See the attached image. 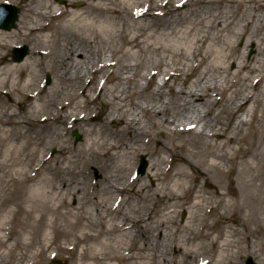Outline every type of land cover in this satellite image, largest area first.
I'll return each mask as SVG.
<instances>
[{
	"label": "bare ground",
	"instance_id": "6f19581e",
	"mask_svg": "<svg viewBox=\"0 0 264 264\" xmlns=\"http://www.w3.org/2000/svg\"><path fill=\"white\" fill-rule=\"evenodd\" d=\"M17 1L23 9L18 27L0 29V98L6 96L10 103L0 115V145L5 144V152H0L2 261L19 250L20 264H43L23 250L40 239L33 229L50 228L52 237L43 238L45 251L36 249L43 257L54 239L64 237L82 248L72 264H151L147 253L158 247L153 233L160 230L167 241L176 235L180 209H189L183 229L191 235L213 223L204 213L214 209L215 202L218 210L232 209V176L251 186L252 178L260 175L256 164L262 145L257 138H264V131L250 134L245 128L258 121L260 108L264 112V0H67L64 6L57 0ZM80 1L83 7L72 6ZM22 43L30 44L32 51L24 61L13 62L8 53ZM250 45L255 55L248 59ZM98 46L104 50L100 61ZM54 51L58 56L53 67L43 71L53 72L58 85L41 90L34 81L38 55L45 60ZM90 73H100L99 80L92 82ZM157 76H162L160 82H155ZM99 100L109 111L101 124H90L88 115ZM23 106L28 108L26 117L15 111ZM240 111L245 113L237 117ZM40 123L53 128L49 141L36 142L27 132H17ZM75 125L84 129L86 138L70 151L68 129ZM154 135L168 140L158 142L153 152L158 157L148 168L155 183L125 184L137 156L148 151L140 143L150 146ZM42 144L45 151L60 147V158L69 164L86 156L103 158L109 167L104 188L130 193L137 199L135 211L114 201L91 220L81 208L84 190L77 188V207L68 204L60 196V189L69 187L66 181L57 187L50 177H37L48 161L38 149ZM170 161L174 168L167 166ZM66 173L73 174L68 166L56 169V174ZM215 176L220 187L214 197L192 183L214 181ZM10 186L19 190L9 195ZM152 203L159 205L158 215L150 210ZM11 204L15 210L9 209ZM227 215L218 214L224 225L239 221ZM235 233L229 226L223 237L209 240L218 248L220 262L231 257ZM127 235H132V248H126ZM176 244L195 260L196 251L183 242ZM122 249L127 254H120ZM130 249L136 254L129 255Z\"/></svg>",
	"mask_w": 264,
	"mask_h": 264
},
{
	"label": "rangeland",
	"instance_id": "374dc122",
	"mask_svg": "<svg viewBox=\"0 0 264 264\" xmlns=\"http://www.w3.org/2000/svg\"><path fill=\"white\" fill-rule=\"evenodd\" d=\"M2 3H10L12 5H15L19 8V20L21 18L23 9L22 6L18 3L17 0H4ZM57 3L61 5H66L68 3L67 0H57ZM75 8H81L84 6V3L82 1L80 2H74L72 4ZM18 20V22H19ZM18 22L15 28L8 30L13 31L16 30L18 27ZM7 31V30H6ZM36 38V37H35ZM79 39L77 38V41ZM30 41V40H29ZM73 43H76V41L73 39ZM245 44V39H241L239 41V45L243 46ZM29 46L30 44H19V46ZM13 49L12 47L8 53L9 58L16 62L13 58ZM97 55L99 56V61L102 59L101 55L104 52L102 49V46L97 47ZM28 54V56L31 53ZM255 55V46L250 45L248 50V59L252 58ZM27 56V57H28ZM40 59V69H35L34 72V81L37 82V87L41 90H48L53 84H57L56 77L53 72L50 70L48 72H44L43 68L47 67L48 69H51L53 67L54 62L58 56V52H52L50 56L42 60L41 55H38ZM26 57V58H27ZM98 58V57H97ZM20 63V62H16ZM232 69L235 68L234 65L231 66ZM51 77V84L47 87H45V82L47 77ZM89 76L93 79L92 82H97L100 77V73L92 74L90 73ZM162 76H157L154 80L155 82H160ZM110 85H107L109 87ZM61 87L65 88V85H61ZM67 96L63 97L64 100H68ZM9 99L6 96H2L0 98V115H3L5 113L6 109L9 108L8 105L10 104ZM29 104L32 102L30 100ZM24 109L22 111L17 107L16 112L21 113L23 116H25L28 113V108L26 106H23ZM51 110V109H50ZM52 111V110H51ZM54 111V110H53ZM109 111V108L103 103L102 101H98L96 106L93 108V112L88 115V120L90 124H101L104 119L106 113ZM50 112V111H48ZM46 112V113H48ZM244 111H240L237 115V117L244 115ZM26 117V116H25ZM44 117L41 116L40 119ZM236 117V118H237ZM110 126H113L110 124ZM24 128L21 130H17V132L25 131L27 132L25 135L31 138H34L35 141H41L43 139H52V130L53 128H47L44 126L43 123L36 124V125H24ZM38 127V128H36ZM258 129L259 133H263L264 131V112L263 109L260 108L258 112V121H254L253 125L250 128H245L246 132H249L250 134H253L254 131ZM77 130L81 134V141L77 142L76 137L73 135V132ZM185 136V135H184ZM184 136H177V139L180 140V138H184ZM129 137V135H128ZM56 138V137H55ZM54 138V139H55ZM67 138L70 139V144L68 145L69 150L72 151L73 147L79 148V146L84 142L86 138V134L84 132L83 128H77L75 125V128L68 129V135ZM65 138V139H67ZM185 138H188V136H185ZM262 145L257 149V153L259 155L258 163L256 164V160L253 161L254 164L258 165L259 168H257L258 174H260L257 177L252 178L254 181L252 182L251 186L245 185L243 183V179L240 178V176L233 175L232 177L235 179L234 186L230 187V198H232L233 206L232 209L229 210L227 208H221L217 209L216 207L218 204L215 202L214 209L208 208L204 215L209 217L210 220H212V224L208 226H202L198 227V231L195 232V235H191L190 232H184L185 229H183V224L189 217V209H180L177 223L178 226H181V230L176 233V235H171V239L169 241L164 238L162 239V234L159 233L160 230L153 233L154 234V241L153 244L158 242V247H154V251L147 253L149 259H152L151 264H202V263H209V264H245L248 257H253L255 261L258 264H264V138H257ZM166 142L167 137L162 136H153L152 137V144L150 146L146 145L143 141L140 143V147L142 148H148V151H143L141 154H139L135 161L134 170L130 173V176H128L127 181L125 184H128V182L132 183L135 182L136 184H140L141 182H145L148 185L154 184L155 182L148 176V168L150 164H152L153 161H156L157 155H154L153 152H156L158 148V142ZM191 148V146H189ZM38 149L41 151H45L44 145L38 146ZM0 152H5V144L0 145ZM46 156L48 157V161L46 162L45 166L42 168L39 174H37V177L39 179H44L45 177H50L54 183V185H57V187H60L61 183H64L65 181L68 183L69 187L67 188V191L60 189V196L64 197L68 204L74 205V207H77L78 200L80 198V194L77 192H74V190L82 189L84 190L82 195V212L90 217V219L96 218V214L98 210H100L106 203L109 205H112L114 201H118L119 205L121 202L124 204V210L128 212L135 211V207L137 205V199L133 197L130 193H122L119 194L114 190H106L104 185L102 184V180L105 176H108L109 174V167L106 165V161L103 158L94 157V156H86L83 157L81 160L75 163H68L67 160H62L60 156L62 155L61 149L58 146H50L46 151ZM187 159L198 162L199 160L191 157L190 155H185ZM142 157H145L148 162V168L146 170V173L144 175H138L137 170L140 166ZM65 159V158H63ZM61 160V161H60ZM68 166L69 172L63 175L56 174V169H60L61 167ZM112 166H115V163L112 164ZM167 166L169 168H174V164L172 161L168 162ZM4 173L0 171V175H3ZM125 175L124 173L119 174ZM144 179V180H143ZM218 178L215 176V180H200V181H193V185L196 187V189L202 188L207 194H209L210 197H214V192L216 191V188L220 187L219 183L217 182ZM235 187V188H234ZM18 191L19 188L16 186H10L8 188L9 195L14 192ZM192 194L188 196V199L191 200ZM77 198V199H76ZM95 198V199H94ZM123 206V205H122ZM159 207V205H158ZM158 207H155V204L152 203L150 205V210L153 211L154 215L159 214ZM9 209L15 210L16 206L14 204H11L9 206ZM219 212L221 214H224L225 212L228 213V218H239L238 222L226 224L224 225V220L218 218ZM217 215V216H215ZM219 219V221H218ZM254 221H249V220ZM258 220V221H257ZM223 223V224H222ZM62 229L66 228V225L64 223H60ZM232 228L236 231L235 238H233V249L231 252V257L223 262L219 261L220 258V252L218 248H216V245L212 244L211 241L213 238H221L225 235L226 230H228V227ZM170 231H175L176 229L169 227ZM18 230L21 231L19 228ZM154 230V228H153ZM33 233H37L40 235V239L36 240L33 244L32 248H24L23 255H27V257L30 260L40 262L43 264H72V259L74 257L78 258L82 248L81 246H76L70 239L60 237L58 239H54L55 241L50 247L49 252H47V255L44 257L37 253V248L40 247L42 251H45V242L43 240L45 234H51L52 237V231L50 228H44L41 231H38V229H33ZM172 234V233H170ZM208 234V239H203L204 235ZM190 240H189V239ZM200 238V239H198ZM116 240V237L114 239ZM221 241V239H220ZM176 242H183V245L188 250H194L195 253V260H191L187 258L182 252L180 251L179 247L177 246ZM14 243V242H13ZM126 248H132L134 245L132 235H127L125 238ZM9 244H12V241L9 242ZM131 251L128 252L129 255H135L136 251L133 249H130ZM120 254H127L125 249H122L120 251ZM21 251L17 250L15 252V255L9 254L6 258L7 261H2L0 259V264H4L7 262H10L11 264H20L23 263L22 257H19V254ZM159 253V256L157 258V254ZM22 255V256H23ZM161 255H167L165 258ZM77 261V260H76ZM26 264L27 262L24 261ZM117 260L109 261L108 264H119ZM79 264V263H77Z\"/></svg>",
	"mask_w": 264,
	"mask_h": 264
},
{
	"label": "water",
	"instance_id": "95a60500",
	"mask_svg": "<svg viewBox=\"0 0 264 264\" xmlns=\"http://www.w3.org/2000/svg\"><path fill=\"white\" fill-rule=\"evenodd\" d=\"M4 11H7L8 17H3ZM19 19V9L16 6L9 4H2L0 6V28L10 30L16 26V23ZM29 53V48L27 46L23 48L14 49V57L17 61H23ZM51 83V77H47L46 86ZM74 135L77 138V141L81 140V135L75 131ZM148 166V162L145 157H142L141 165L138 170V174L144 175ZM59 264V263H57ZM208 264V263H206ZM246 264H256L252 257H249Z\"/></svg>",
	"mask_w": 264,
	"mask_h": 264
}]
</instances>
